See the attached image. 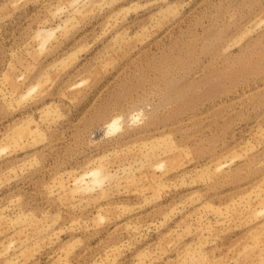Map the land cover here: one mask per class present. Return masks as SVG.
<instances>
[{
	"label": "rangeland",
	"instance_id": "obj_1",
	"mask_svg": "<svg viewBox=\"0 0 264 264\" xmlns=\"http://www.w3.org/2000/svg\"><path fill=\"white\" fill-rule=\"evenodd\" d=\"M0 264H264V0H0Z\"/></svg>",
	"mask_w": 264,
	"mask_h": 264
}]
</instances>
